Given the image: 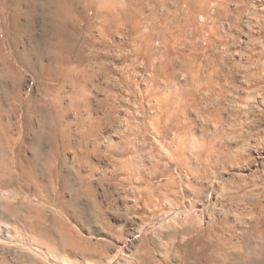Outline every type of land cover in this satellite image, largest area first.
Here are the masks:
<instances>
[{"label":"rangeland","instance_id":"rangeland-1","mask_svg":"<svg viewBox=\"0 0 264 264\" xmlns=\"http://www.w3.org/2000/svg\"><path fill=\"white\" fill-rule=\"evenodd\" d=\"M123 1L130 20L126 34H116L107 48L96 46L110 69L98 83L112 90L106 93L91 88L88 94L97 110L102 100L117 107L105 118V126L112 129L113 143L130 141V160L135 158L134 151L142 152L140 164L146 177L157 165L150 181L157 188L156 195L170 193L171 201L154 214L151 208H145L137 215L134 221L148 224V232L140 238L156 239V264H178L186 257H218L214 247L217 238L231 242L225 250L232 257L236 253L245 257L252 247L260 253L264 247V59L260 58L264 51V0ZM91 46L90 49L95 47ZM137 50L144 54L134 55ZM120 51L121 56L127 55L123 56V65H128L123 74L130 79L126 84L119 81ZM48 57L46 63L50 61ZM31 62L37 68L35 53ZM214 65L220 68L214 73L215 84L209 88L204 84ZM193 71L200 73L198 80ZM22 73L24 89L38 95L41 86L34 81V74L24 69ZM198 84L203 87L196 89ZM68 91L69 88L63 95L67 105ZM67 115L73 120V137L72 149L64 157L73 175L77 158L83 155L77 123L81 115L76 110ZM154 119L164 127L171 126L161 132V138L153 133ZM14 136L19 138L17 127ZM176 140L194 145L201 157L195 151L186 152V165L180 168L181 163L172 160L165 148ZM102 152L94 153L88 165L80 168L82 174H88L100 160V169L91 178L96 197L85 194L78 210L80 216L67 219V226L83 241V251L75 256L80 264H101L105 257L129 253V221L136 210L133 197L137 191L150 193L146 183L141 189L136 184L128 186L114 180L102 184V174L123 177V172L115 168L122 161L106 149ZM169 175L174 179L168 180ZM170 204L187 212L194 209V228L188 223L182 227L176 221L169 222L173 209ZM87 247L90 249L84 251ZM257 256L254 262L236 263L264 264V255Z\"/></svg>","mask_w":264,"mask_h":264},{"label":"bare ground","instance_id":"bare-ground-1","mask_svg":"<svg viewBox=\"0 0 264 264\" xmlns=\"http://www.w3.org/2000/svg\"><path fill=\"white\" fill-rule=\"evenodd\" d=\"M129 23L128 6L123 0L0 1V264H80L75 256L83 251V241L67 226V219L80 216L78 210L85 194L96 197L91 178L94 176L93 172L100 169V160L91 167L88 174H82L80 168L88 165L93 154H100L103 149L112 152L122 161L115 168L123 172V177L112 178L102 174V184L114 180L128 186L136 184L141 189L146 183L150 193L134 188L137 194L132 201L136 210L132 214L134 219L130 216L131 238L126 243L130 247L129 253L105 257L101 264L157 263L153 257V252L158 247L156 239L140 238L146 232L148 224H144V221L143 224H140L141 221L138 224L134 220L145 208H151L154 214L161 206L167 205L166 201H171L170 193L156 195L157 188L151 183V176L155 177L153 169L157 165L151 168L152 174L146 177L144 166L140 164L142 152L134 151L132 154H135V158L130 160V141L113 143L110 137L112 129L108 130L106 127L105 118L111 116L117 107L108 100H102L98 102V112L92 106L88 94L91 88L106 93L112 90L111 87H102L101 82L98 83L109 75L110 69L108 70L109 66L103 61L96 46L100 44L102 47H109L116 34H126ZM91 44L95 49H90ZM34 53L37 55L38 69L31 62V55ZM121 53L122 51L119 58L122 72L119 81L126 84L130 79L123 74L128 69L126 63L123 65L126 60L123 56L127 55L121 56ZM142 53L144 54L137 50L134 55H143ZM46 56L50 59L48 63ZM260 58L264 59V51ZM254 66L257 69L258 66ZM21 68L34 74V81L41 86L38 95L24 89L25 79ZM219 68L217 65L213 66L204 86L213 87L214 73ZM193 74L196 76L194 79L198 80L200 73L193 71ZM249 79H252L251 75ZM126 86L132 89L131 84ZM67 87L70 89L69 105L65 103L63 96ZM202 87V84L195 86L196 89ZM70 110H76L81 115L77 123L80 128L79 146L83 153L77 158V168L73 175L68 172L64 157L72 149L73 120L68 119L67 115ZM15 127L19 131V138L14 136ZM140 128L142 131L145 129ZM170 128V125L162 126L158 119L153 121V133L160 138L161 132ZM121 133L124 134V131L121 130ZM125 136L127 138L128 134ZM165 148L172 160L181 163L180 168L186 165V152L195 151L199 157L202 155L194 145L181 140L171 142ZM205 162L208 163V159ZM73 168L74 165L71 166ZM167 178L174 179L173 175ZM176 206L170 204L173 209L170 210L169 222L176 221L182 227L188 223L194 228L197 220L192 211L195 210L187 212ZM229 245L231 242L217 238L214 247L219 258L214 255L196 260L186 257L180 258L181 261L177 263L237 264L236 261L241 260L254 262L258 254L264 255V247L262 251L259 250L260 253L257 252L258 248L252 247L249 255L243 257L235 252L236 256L232 257L225 250ZM262 246L258 245L259 248ZM89 249L87 247L84 251ZM232 249L236 250L233 243ZM243 262L242 264H247Z\"/></svg>","mask_w":264,"mask_h":264}]
</instances>
